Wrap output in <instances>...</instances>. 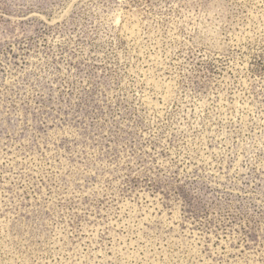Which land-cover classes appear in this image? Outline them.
<instances>
[{"label":"rangeland","instance_id":"obj_1","mask_svg":"<svg viewBox=\"0 0 264 264\" xmlns=\"http://www.w3.org/2000/svg\"><path fill=\"white\" fill-rule=\"evenodd\" d=\"M0 264H264V0H0Z\"/></svg>","mask_w":264,"mask_h":264}]
</instances>
